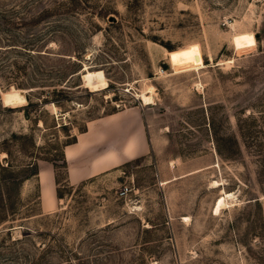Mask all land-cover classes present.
Here are the masks:
<instances>
[{
    "label": "rangeland",
    "instance_id": "1",
    "mask_svg": "<svg viewBox=\"0 0 264 264\" xmlns=\"http://www.w3.org/2000/svg\"><path fill=\"white\" fill-rule=\"evenodd\" d=\"M112 114L145 150L69 184ZM0 264H264V0H0Z\"/></svg>",
    "mask_w": 264,
    "mask_h": 264
},
{
    "label": "crops",
    "instance_id": "2",
    "mask_svg": "<svg viewBox=\"0 0 264 264\" xmlns=\"http://www.w3.org/2000/svg\"><path fill=\"white\" fill-rule=\"evenodd\" d=\"M144 135V127H140L138 123L132 126L125 115L112 114L91 121L74 143L63 148V157L68 164V183H78L106 172L125 160L136 158L145 150ZM97 148L102 149L99 154H95ZM78 160L80 163L74 165ZM172 180L174 178L165 181ZM47 184L51 190V178L47 180ZM49 195L52 198L51 191ZM47 196L48 194L45 195L46 199Z\"/></svg>",
    "mask_w": 264,
    "mask_h": 264
},
{
    "label": "bare ground",
    "instance_id": "3",
    "mask_svg": "<svg viewBox=\"0 0 264 264\" xmlns=\"http://www.w3.org/2000/svg\"><path fill=\"white\" fill-rule=\"evenodd\" d=\"M139 97H140V100L142 101V103L144 105H150V104H153V102H154L153 96L152 95L149 96V95H147V93H142ZM213 184H214V186L219 185V183H217V182H213ZM223 194L224 195L219 197L215 202V205L213 207L214 215L216 213H218L227 204L226 203L227 198H231V194H225V193H223Z\"/></svg>",
    "mask_w": 264,
    "mask_h": 264
},
{
    "label": "trees",
    "instance_id": "4",
    "mask_svg": "<svg viewBox=\"0 0 264 264\" xmlns=\"http://www.w3.org/2000/svg\"><path fill=\"white\" fill-rule=\"evenodd\" d=\"M85 130H82L80 133H82V132H84ZM76 141V137H74V139L72 140V141H70V142H68L67 144H65V146H67V145H70V144H72V143H74ZM64 159V158H63ZM57 197L58 198H61V196H60V194L59 193H57Z\"/></svg>",
    "mask_w": 264,
    "mask_h": 264
}]
</instances>
